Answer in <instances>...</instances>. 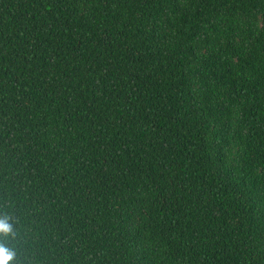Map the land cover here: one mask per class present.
Wrapping results in <instances>:
<instances>
[{
  "label": "trees",
  "instance_id": "obj_1",
  "mask_svg": "<svg viewBox=\"0 0 264 264\" xmlns=\"http://www.w3.org/2000/svg\"><path fill=\"white\" fill-rule=\"evenodd\" d=\"M4 214L8 264H264V0H0Z\"/></svg>",
  "mask_w": 264,
  "mask_h": 264
},
{
  "label": "clouds",
  "instance_id": "obj_2",
  "mask_svg": "<svg viewBox=\"0 0 264 264\" xmlns=\"http://www.w3.org/2000/svg\"><path fill=\"white\" fill-rule=\"evenodd\" d=\"M14 235L12 230V224L7 214L0 215V264H8L9 261H13L15 257V251L8 246V240Z\"/></svg>",
  "mask_w": 264,
  "mask_h": 264
}]
</instances>
